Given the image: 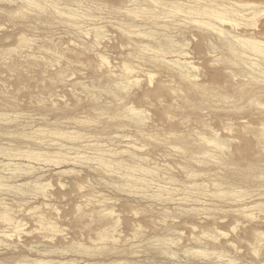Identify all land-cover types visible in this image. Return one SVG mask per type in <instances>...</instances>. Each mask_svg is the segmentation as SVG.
I'll list each match as a JSON object with an SVG mask.
<instances>
[{"label": "rangeland", "instance_id": "1", "mask_svg": "<svg viewBox=\"0 0 264 264\" xmlns=\"http://www.w3.org/2000/svg\"><path fill=\"white\" fill-rule=\"evenodd\" d=\"M263 56L264 0H0V264H264Z\"/></svg>", "mask_w": 264, "mask_h": 264}, {"label": "bare ground", "instance_id": "2", "mask_svg": "<svg viewBox=\"0 0 264 264\" xmlns=\"http://www.w3.org/2000/svg\"><path fill=\"white\" fill-rule=\"evenodd\" d=\"M203 1H204V0H203ZM210 1H211V0H210ZM212 1H213V0H212ZM195 3H196V0H195ZM231 6H232V5H231ZM199 7H200V6H199ZM201 7H202V6H201ZM210 7H212V5H211ZM203 8H204V7H203ZM203 8H202V9H203ZM207 8H208V7H207ZM216 8H217V7H216ZM234 8H235V7H234ZM234 8H233V9H234ZM219 9H220V8H219ZM204 10H205V9H204ZM204 10H200V11L202 12V11H204ZM208 10H209V9H208ZM223 10H224V8H223ZM228 10H229V9H228ZM191 11H193V10H191ZM197 11H198V9L196 10V12H197ZM206 11H207V10H206ZM229 11H231V10H229ZM194 12H195V11H194ZM198 12H199V11H198ZM198 12H197V13H198ZM209 12H210V11H209ZM209 12H208V13H209ZM212 12H214V11H211V14H212ZM233 12H235V10H234ZM202 13H204V12H202ZM205 13H206V12H205ZM226 13H227V12L224 11L223 14H226ZM241 13H242V12H241ZM200 14H201V13H200ZM233 14H234V13H233ZM195 15H197V14L195 13ZM202 15H203V14H202ZM214 15H215V13H214ZM214 15H213V16H214ZM203 16H204V15H203ZM207 16H208V15H207ZM209 16H210V13H209ZM215 16H216V15H215ZM217 16H218V15H217ZM233 16H234V15H233ZM211 17H212V16H211ZM218 17H219V16H218ZM227 17H229V16H227ZM237 17H240V15H237ZM218 19H219V18H218ZM220 20H221L222 22H225V21H227V20L230 22V19L225 20V19H223V18H220ZM220 20H219V21H220ZM252 40H253V39H252ZM252 40H251V41H252ZM242 41H243V40H242ZM246 41H247V40H246ZM255 41H256V40H255ZM261 42H262V41H260V43H261ZM243 43H244V42H243ZM243 43H242V45H243ZM250 43H251V46H252V48H253L254 50L260 51V48H261V47L258 46V43H255V44H252V42H250ZM240 44H241V43H240ZM247 44H248V43H247ZM245 45H246V44H245ZM262 45H263V44H262ZM245 49H246V48H245ZM250 49H251V48H250ZM262 52H263V51H262ZM262 52L260 51V53H262ZM257 54H258V52H257ZM260 55H261V54H260ZM263 57H264V56H263ZM177 61L179 62V60H177ZM184 62H185V61H184ZM184 62H183V63H184ZM186 62H187V60H186ZM180 63H181V62H180ZM189 64H190V63H189ZM122 65H123V64H122ZM127 66H128V65H127ZM184 66H185V65H184ZM189 66H190V65H189ZM123 68H124V67H123ZM191 68H193V67H191ZM123 70H124V69H123ZM180 70H182V69H180ZM129 71H130V70H129ZM137 76H138V75H137ZM44 137H45V136H44ZM131 145H132V144H131ZM128 146H129V145H128ZM131 148H132V147H131ZM134 148H135V146H134ZM108 152H109V151H108ZM259 198H260V197H259ZM253 200H254V199H253ZM208 204H209V203H208ZM112 230H113V229H112ZM113 231H114V230H113ZM113 231H112V232H113ZM107 236H108V235H107ZM109 237H110V236H109ZM111 237H112V236H111ZM112 238H113V237H112ZM107 239L110 240V238H107ZM108 240H107V241H108ZM113 240H114V239H113ZM119 242H120V240H119ZM112 243H113V242H112Z\"/></svg>", "mask_w": 264, "mask_h": 264}]
</instances>
